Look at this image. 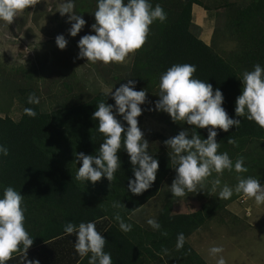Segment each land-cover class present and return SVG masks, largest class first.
<instances>
[{
	"label": "trees",
	"instance_id": "16d2710c",
	"mask_svg": "<svg viewBox=\"0 0 264 264\" xmlns=\"http://www.w3.org/2000/svg\"><path fill=\"white\" fill-rule=\"evenodd\" d=\"M151 2L153 7L160 4L164 8L167 19L154 21L145 44L135 51V68L131 71V79L137 81L135 87L141 83L158 84L161 74L173 64H195L194 77L208 80L214 89H221L223 107L230 117L241 120L238 128L233 125L227 132L217 129L216 140L264 139V128L246 117L236 116L234 111L236 97L242 91L239 73L252 70L257 63L264 65V0L223 5L224 25L237 41L232 60L223 58L192 32L191 7L192 4L204 5L201 0ZM74 5L77 14L88 15L85 18L95 23L96 0H74ZM89 29L87 33L94 34ZM100 101L115 103L110 95L107 97L100 92L83 102L49 111H41L38 104L25 102L18 120L0 116V144L9 148L8 156H0V193L3 187L11 185L24 195V205L48 210L44 220L36 218L31 222L35 230L32 231L33 244L27 250L29 260H39L40 264H84L91 253L81 258L75 249L63 251L61 243L67 237L63 226L69 221L79 224L95 220L97 230L107 240L105 251L111 253L113 264H139L146 254L163 252L164 248L175 245L178 233L197 228L206 218L201 210L174 215L167 211L160 217L161 227L148 231L128 217L157 193L170 170V162L159 153H152L159 161L156 180L139 195L127 188L129 178L134 179V175L123 143L118 152L121 167L113 181L104 177L95 183L76 179L81 163L76 160V153L95 155L104 141V135L98 131V121L92 118ZM25 108H33L36 117L26 115ZM192 127L190 125V131L195 130L201 138L207 137V128ZM115 202H119L120 207H113ZM117 214L132 225L131 231L120 230L115 219ZM181 249L190 256L186 264H204L186 242ZM21 257V252L14 253L7 264H23Z\"/></svg>",
	"mask_w": 264,
	"mask_h": 264
},
{
	"label": "clouds",
	"instance_id": "9594fccd",
	"mask_svg": "<svg viewBox=\"0 0 264 264\" xmlns=\"http://www.w3.org/2000/svg\"><path fill=\"white\" fill-rule=\"evenodd\" d=\"M39 2L0 0V21L9 25L19 13ZM96 4L95 23L91 25L94 34H85L77 42L79 52L76 58H86L92 63L126 62L130 53L134 54L145 44L150 25L156 20L164 22L167 19L164 8L160 4L153 7L151 0H96ZM74 7V0H60L57 9L61 16L70 14L69 22L74 21L68 30L73 37L86 24L85 19L74 12ZM55 41L60 49L68 43L63 34H58ZM196 70L197 66L189 63L170 66L160 76L159 99L154 102V108H149V111H164L174 122H186L193 126L192 129L207 128L206 138H201L195 130L184 129L164 141L171 149L168 155L176 173L170 185L172 196L184 197L203 190V182L215 172L217 177L213 181V191L219 189V199L227 200L237 193L245 199H254L257 206L264 204V185L258 177L238 176L234 187L221 184L220 176L225 170L236 173L248 171L243 155L233 161L228 152L218 151L220 143L216 140L217 129L227 132L233 125L238 128L241 120L229 116L223 107L221 89H214L208 80L194 77ZM239 78L242 91L235 100V114L264 128V65L255 64L252 70L243 71ZM136 84V80L129 79L115 91L111 88L106 95L111 94L114 104L106 101L98 103L92 118L98 121V131L104 135V141L95 155L76 153V160L81 162L76 173L77 180L95 183L104 177L109 182L113 181L121 167L118 152L122 143L134 175V179L129 178L128 190L136 195L142 194L156 180L159 161L149 152V142L137 119L143 112L141 105L146 102V91L144 88L136 90ZM27 102L39 104L40 98L30 93ZM24 112L33 118L37 115L33 108H25ZM228 143L235 144L236 141L229 137ZM8 155L9 148L0 144V156ZM113 207H120V203L115 202ZM26 210L21 191L11 185L3 187L0 193V264H7L17 252L22 253L23 264H40L39 260L27 259L33 237L25 227ZM115 219L121 231H131L132 225L125 223L119 214ZM96 223L95 220L79 224L69 221L63 226L64 233L76 236L74 249L81 258L91 253L89 264H113L111 253L105 251L107 240L97 230ZM147 223L157 230L161 227L154 217L149 218ZM185 241L184 233H178L176 249L183 248ZM208 252L215 258L216 264H227L221 255L224 252L222 245H213ZM163 253L167 254L168 249L164 248Z\"/></svg>",
	"mask_w": 264,
	"mask_h": 264
},
{
	"label": "rangeland",
	"instance_id": "374dc122",
	"mask_svg": "<svg viewBox=\"0 0 264 264\" xmlns=\"http://www.w3.org/2000/svg\"><path fill=\"white\" fill-rule=\"evenodd\" d=\"M59 6L60 0H40L35 6H29L19 13L11 24L0 21L1 115L18 120L30 93H35L40 98L38 105L41 111H49L83 102L96 93H107L111 88L115 91L120 84L131 79V71L135 68V53H130L124 63L104 64L99 61L92 63L86 58H76L79 52L77 42L83 35L90 34L87 32H90L88 28H91L92 23L90 19L85 18L88 15L78 14L85 19L86 24L76 36H71L68 30L74 21H68L69 13L61 16L57 10ZM74 12L77 14L75 8ZM222 13L224 16L221 21L217 20L215 33L231 37L230 30L224 25L226 15ZM58 34H63L68 41L64 49H60L56 44L55 38ZM214 47L223 58L233 59L235 46L222 42ZM242 73L243 71L239 75ZM141 88L146 91V102L141 105L143 112L137 118L139 126L149 142V152L163 155L170 162V170L162 180L157 193L131 211L128 217L144 230L155 231L156 229L147 223L151 217L159 222L160 217L167 211L174 215L201 210L206 218L227 224L228 230L240 227L247 232V236H252L251 239H254V236H264V214L260 220L251 219L264 213V204L257 206L254 199H245L242 194L237 193L230 199H219V189L213 191V181L217 177L215 172L205 179L203 190L188 193L184 197L172 196L170 185L176 173L168 155L171 149L167 148L164 141L177 135L181 130L189 129L190 125L186 122H174L164 111H149L159 99V83L147 85L141 83L139 87H135L136 90ZM219 143V152H228L233 161L243 155L248 168L246 173L225 170L220 176L222 185L226 183L234 187L238 182V176L258 177L260 183L264 185V139L259 141L246 138L236 140L235 144ZM25 206L27 209L25 223L28 227L34 224H31L33 219L44 220L47 217L48 210H45V207ZM28 213L29 221L26 222ZM235 214L243 219L236 217ZM249 214L252 216L244 217ZM33 230L35 228L32 230L29 228V234ZM257 244H259L257 249L264 248L261 239ZM171 252L167 254L160 252L163 253L161 256L155 251L151 258L143 257L140 264H184L191 260L184 252L176 253L172 250Z\"/></svg>",
	"mask_w": 264,
	"mask_h": 264
},
{
	"label": "crops",
	"instance_id": "0c3cea01",
	"mask_svg": "<svg viewBox=\"0 0 264 264\" xmlns=\"http://www.w3.org/2000/svg\"><path fill=\"white\" fill-rule=\"evenodd\" d=\"M204 5L192 4L191 14H192V32H194L198 38H200L204 43L211 46L216 52L214 46L222 42L231 44L235 46L234 53L237 50V41L232 37H224L220 34L215 33V26L217 20L222 19L224 8L223 5L226 2H248L249 0H201ZM194 29V30H193ZM232 38V39H231ZM222 56V55H221ZM234 56V54H233ZM223 57V56H222ZM0 116L1 115L0 113ZM259 141H263L260 139ZM264 213L258 214L257 217L252 218V214L246 215L244 217H251L254 220H260ZM26 220L29 221V213ZM236 217L243 219L241 216L235 214ZM234 216V218H235ZM259 217V218H258ZM258 218V219H257ZM237 220V218H235ZM215 219L205 218L204 222L194 229H189L184 231L186 238V243L192 248V250L202 259L204 264H216L215 258L209 255L208 249L213 245H222L224 252L221 255L224 256L227 264H264V248L257 249V242L259 239L264 243V236H254V239L250 238L252 236H247L242 228L237 227L236 230H228L227 224L214 222ZM26 230L29 232V228L32 230L34 227L25 223ZM30 235L34 236L31 231ZM66 238L61 243L63 251L68 249H74L75 235L64 234ZM69 236V237H68ZM173 247V246H172ZM168 249V253L173 252L183 253L182 249L177 250L176 247ZM62 251V250H61ZM74 251V250H73ZM75 252V251H74ZM154 252V251H153ZM160 253V252H159ZM159 255L163 256V253ZM151 254L144 257L151 258ZM29 260V255H27ZM143 259V258H142ZM141 259V261H142ZM139 262V264L141 263ZM189 263V261L184 262V264ZM193 263V262H192ZM84 264H89V261L84 262ZM194 264H197L194 262Z\"/></svg>",
	"mask_w": 264,
	"mask_h": 264
}]
</instances>
